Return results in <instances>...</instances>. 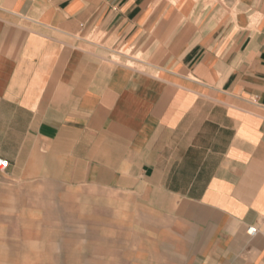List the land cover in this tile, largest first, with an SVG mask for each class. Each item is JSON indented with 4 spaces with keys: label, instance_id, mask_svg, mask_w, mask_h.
I'll return each instance as SVG.
<instances>
[{
    "label": "crops",
    "instance_id": "crops-1",
    "mask_svg": "<svg viewBox=\"0 0 264 264\" xmlns=\"http://www.w3.org/2000/svg\"><path fill=\"white\" fill-rule=\"evenodd\" d=\"M0 157L122 195L129 264H264V0H0Z\"/></svg>",
    "mask_w": 264,
    "mask_h": 264
},
{
    "label": "rangeland",
    "instance_id": "rangeland-1",
    "mask_svg": "<svg viewBox=\"0 0 264 264\" xmlns=\"http://www.w3.org/2000/svg\"><path fill=\"white\" fill-rule=\"evenodd\" d=\"M123 199L17 177L8 162L0 170V264H129L128 233L139 220Z\"/></svg>",
    "mask_w": 264,
    "mask_h": 264
},
{
    "label": "built area",
    "instance_id": "built-area-1",
    "mask_svg": "<svg viewBox=\"0 0 264 264\" xmlns=\"http://www.w3.org/2000/svg\"><path fill=\"white\" fill-rule=\"evenodd\" d=\"M8 166V161L2 157H0V170H4ZM247 233L249 235L255 234V229L253 227H249L247 229Z\"/></svg>",
    "mask_w": 264,
    "mask_h": 264
},
{
    "label": "bare ground",
    "instance_id": "bare-ground-1",
    "mask_svg": "<svg viewBox=\"0 0 264 264\" xmlns=\"http://www.w3.org/2000/svg\"><path fill=\"white\" fill-rule=\"evenodd\" d=\"M80 209V208H79Z\"/></svg>",
    "mask_w": 264,
    "mask_h": 264
}]
</instances>
